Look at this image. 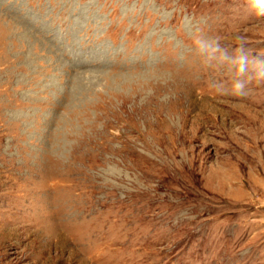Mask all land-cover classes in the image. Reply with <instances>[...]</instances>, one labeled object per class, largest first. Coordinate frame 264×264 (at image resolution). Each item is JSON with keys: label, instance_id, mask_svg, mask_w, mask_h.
I'll return each instance as SVG.
<instances>
[{"label": "rangeland", "instance_id": "1", "mask_svg": "<svg viewBox=\"0 0 264 264\" xmlns=\"http://www.w3.org/2000/svg\"><path fill=\"white\" fill-rule=\"evenodd\" d=\"M210 35L264 53L244 0H0V264H264V84Z\"/></svg>", "mask_w": 264, "mask_h": 264}, {"label": "clouds", "instance_id": "2", "mask_svg": "<svg viewBox=\"0 0 264 264\" xmlns=\"http://www.w3.org/2000/svg\"><path fill=\"white\" fill-rule=\"evenodd\" d=\"M244 5L254 18L264 20V0H244ZM191 43L193 51L206 63L227 66L232 75V95L244 96L250 86L264 84V53L250 51L243 38L231 51L222 47L220 37L216 35L194 36Z\"/></svg>", "mask_w": 264, "mask_h": 264}]
</instances>
